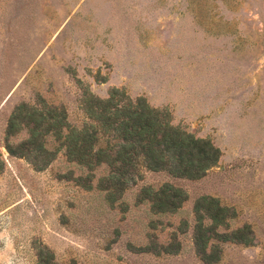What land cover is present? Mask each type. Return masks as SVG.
Wrapping results in <instances>:
<instances>
[{
	"label": "rangeland",
	"instance_id": "rangeland-1",
	"mask_svg": "<svg viewBox=\"0 0 264 264\" xmlns=\"http://www.w3.org/2000/svg\"><path fill=\"white\" fill-rule=\"evenodd\" d=\"M111 88L167 109L217 162L196 179L142 170L111 206L61 151L42 168L10 153L29 134L7 135L18 105L64 108L80 126L83 91ZM164 182L187 197L153 215L137 194ZM201 196L232 211L230 228L248 224L252 243L213 241L202 258ZM0 264H264V0H0Z\"/></svg>",
	"mask_w": 264,
	"mask_h": 264
},
{
	"label": "trees",
	"instance_id": "trees-1",
	"mask_svg": "<svg viewBox=\"0 0 264 264\" xmlns=\"http://www.w3.org/2000/svg\"><path fill=\"white\" fill-rule=\"evenodd\" d=\"M83 96L85 121L80 126L67 121L64 108L42 111L18 105L8 122L7 135H14L21 127H27L29 134L17 144V151L8 144L10 153L29 154L32 163L42 168L61 151L68 163L82 169L76 180L84 189L95 187L111 206L122 199L129 185L142 179V170L196 179L220 156L218 147L209 139L195 137L173 125L167 109L150 106L142 96L131 99L118 88H111L104 98L85 90ZM49 137L55 145L51 151L46 147ZM19 150L22 152L17 153ZM46 154L51 157L40 161L39 157ZM186 197L184 190L169 182L158 187L143 186L137 194V200L147 202L153 215L177 212ZM194 213V244L204 259L210 257L207 249L213 241L242 245L253 241L248 224L230 228L232 211L214 197L198 198Z\"/></svg>",
	"mask_w": 264,
	"mask_h": 264
}]
</instances>
